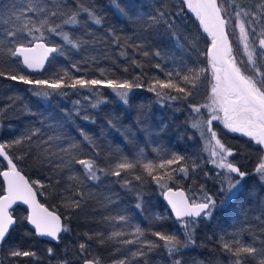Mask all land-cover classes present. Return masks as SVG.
<instances>
[{"label": "trees", "instance_id": "obj_1", "mask_svg": "<svg viewBox=\"0 0 264 264\" xmlns=\"http://www.w3.org/2000/svg\"><path fill=\"white\" fill-rule=\"evenodd\" d=\"M231 1L264 34V0ZM35 39L55 51L30 75L12 49ZM207 46L179 0H0L1 148L62 221L55 242L38 239L16 207L0 264H264L258 150L217 131L244 173L224 201L202 149ZM165 187L212 211L172 219Z\"/></svg>", "mask_w": 264, "mask_h": 264}, {"label": "rangeland", "instance_id": "obj_2", "mask_svg": "<svg viewBox=\"0 0 264 264\" xmlns=\"http://www.w3.org/2000/svg\"><path fill=\"white\" fill-rule=\"evenodd\" d=\"M188 15L196 22L200 34L209 40L208 28L202 22L197 0H179ZM225 31L226 54L249 89L264 102L262 73L257 58L264 60V34L257 27L252 16L236 6L231 0H212ZM178 41V40H177ZM204 69L195 85L196 106L194 110L205 119L207 136L203 142L204 153L215 160L217 171L224 174L223 200L230 198L239 187V178L244 173L232 163L234 150L219 141L217 131L250 139L260 147L257 164L264 171V124L255 110L246 104L236 88L226 77L222 67L208 53L205 55ZM1 146V143H0ZM244 161V157H240ZM228 173L234 176L228 178ZM194 202V201H193ZM208 216L213 204L210 200Z\"/></svg>", "mask_w": 264, "mask_h": 264}, {"label": "water", "instance_id": "obj_3", "mask_svg": "<svg viewBox=\"0 0 264 264\" xmlns=\"http://www.w3.org/2000/svg\"><path fill=\"white\" fill-rule=\"evenodd\" d=\"M197 7L202 22L208 28L209 40L207 53L222 67L226 77L236 88L244 102L251 106L264 124V102L248 87L243 78L229 61L224 41L225 31L212 0H197ZM55 46L41 39L29 43L17 44L12 53L27 74L39 75L45 69ZM0 158L5 167L0 168V245L15 225L13 209L21 206L25 210V223L38 239L55 242L62 230L60 216L42 204L29 180L11 165L7 155L0 146ZM160 199L174 220L181 218H199L209 207L207 201H190L180 187H165L161 190ZM81 264H96L83 260Z\"/></svg>", "mask_w": 264, "mask_h": 264}, {"label": "flooded vegetation", "instance_id": "obj_4", "mask_svg": "<svg viewBox=\"0 0 264 264\" xmlns=\"http://www.w3.org/2000/svg\"><path fill=\"white\" fill-rule=\"evenodd\" d=\"M236 136V135H235ZM238 139H240V140H242V141H244L246 144H248L249 146H251V147H254V148H256V149H259V151H260V147L258 146V145H256V144H253V142L250 140V139H247V138H243V137H238V136H236ZM259 157V156H258ZM257 160H258V158H257ZM16 207H19V206H16ZM15 207V208H16ZM21 207V206H20ZM15 208L13 209V212H14V210H15ZM23 208V207H22ZM23 210H24V208H23ZM24 217H25V210H24Z\"/></svg>", "mask_w": 264, "mask_h": 264}]
</instances>
